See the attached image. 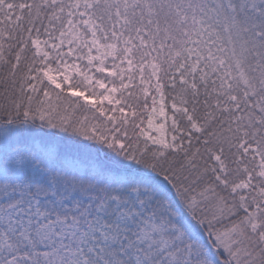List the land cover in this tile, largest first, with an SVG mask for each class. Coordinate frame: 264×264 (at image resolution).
Returning <instances> with one entry per match:
<instances>
[{
	"label": "snow or ice",
	"instance_id": "6c2138e0",
	"mask_svg": "<svg viewBox=\"0 0 264 264\" xmlns=\"http://www.w3.org/2000/svg\"><path fill=\"white\" fill-rule=\"evenodd\" d=\"M0 264H264V0H0Z\"/></svg>",
	"mask_w": 264,
	"mask_h": 264
}]
</instances>
